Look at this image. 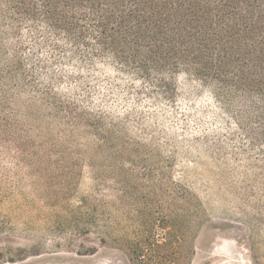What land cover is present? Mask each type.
Masks as SVG:
<instances>
[{"label": "rangeland", "instance_id": "rangeland-1", "mask_svg": "<svg viewBox=\"0 0 264 264\" xmlns=\"http://www.w3.org/2000/svg\"><path fill=\"white\" fill-rule=\"evenodd\" d=\"M18 42L57 75L41 83L131 140L100 153L0 97V264H264V143L242 101L184 73L161 99L110 61L57 62L26 26Z\"/></svg>", "mask_w": 264, "mask_h": 264}, {"label": "trees", "instance_id": "trees-1", "mask_svg": "<svg viewBox=\"0 0 264 264\" xmlns=\"http://www.w3.org/2000/svg\"><path fill=\"white\" fill-rule=\"evenodd\" d=\"M25 26L57 62L84 70L110 61L161 99H175L181 73L212 85L242 101L252 141L264 143V0H0V97L26 96V121L62 125L102 153L131 140L124 127L41 83L57 79L47 63L31 69L26 59L25 68L18 55Z\"/></svg>", "mask_w": 264, "mask_h": 264}]
</instances>
